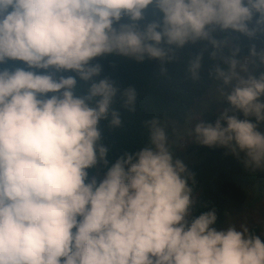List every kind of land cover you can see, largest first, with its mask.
<instances>
[{
  "label": "clouds",
  "instance_id": "1",
  "mask_svg": "<svg viewBox=\"0 0 264 264\" xmlns=\"http://www.w3.org/2000/svg\"><path fill=\"white\" fill-rule=\"evenodd\" d=\"M149 10L159 16L141 24ZM217 30L264 33V0H0V65H24L0 68V264H264V238L246 223L219 227L215 207L197 213L194 173L159 119L144 121L139 149L107 139L138 92L99 78L96 58L156 59L163 75L176 49L207 41L226 65L209 75L230 107L214 124L192 117L194 141L264 169V72L236 59L238 47L224 56ZM201 59L188 61L192 81ZM248 60L264 65V49Z\"/></svg>",
  "mask_w": 264,
  "mask_h": 264
},
{
  "label": "trees",
  "instance_id": "2",
  "mask_svg": "<svg viewBox=\"0 0 264 264\" xmlns=\"http://www.w3.org/2000/svg\"><path fill=\"white\" fill-rule=\"evenodd\" d=\"M157 17H153L149 10L145 21L140 23ZM257 17L258 14L254 15L253 24ZM253 24H249V27ZM212 35L217 40L229 41L228 47L224 49V56H228L233 48L238 47L236 59L248 64L249 71L254 75L264 72V65H259L258 61L255 65L249 64L248 60L250 48L254 46L257 52L264 49V33L248 38L232 30H217ZM212 51L213 48L207 41L188 43L175 50L174 60L163 65L167 70L163 75L159 72L161 63L156 59L146 58L142 63H137L129 58L107 56L96 58L94 62L100 63L103 68L99 78L108 76L121 89L132 86L138 92L136 111L131 114L122 111L123 127L107 133V139L114 146V150H135L143 147L148 138L144 121L159 119L173 148V158L180 159L194 173V194L199 204L203 205L197 208V213L215 207L218 226L226 227L230 220L245 210V206L251 209L260 203L264 194V169L252 171L244 168L241 162L243 153L238 160L223 147H208L194 141L192 129L200 122L196 119L201 118L204 123L214 124L220 114L230 107L217 91L220 82L209 75L213 65L226 68L219 58L210 57ZM200 53V79L192 81L187 72V64ZM5 66L10 69L24 67L23 62L19 61H9L7 65H0V68ZM58 75L75 76V73L69 71ZM77 82L79 83L78 78ZM225 91H231V86H227ZM259 99L264 102V95ZM115 107H119V104ZM233 114L238 119H246L239 111L229 112V115ZM247 119L256 123L253 116ZM106 124V121L100 122V127L105 132ZM221 124L226 126L223 121ZM257 130L264 134V121L257 125ZM113 155H119V152ZM249 227L264 238V225Z\"/></svg>",
  "mask_w": 264,
  "mask_h": 264
},
{
  "label": "rangeland",
  "instance_id": "3",
  "mask_svg": "<svg viewBox=\"0 0 264 264\" xmlns=\"http://www.w3.org/2000/svg\"><path fill=\"white\" fill-rule=\"evenodd\" d=\"M261 208L262 211L259 209ZM249 209V210H248ZM228 223H234L237 226L246 223L248 226L263 227L264 225V194L259 204H255L251 209L245 206V210L230 220ZM227 223V224H228ZM264 234V231H263Z\"/></svg>",
  "mask_w": 264,
  "mask_h": 264
}]
</instances>
